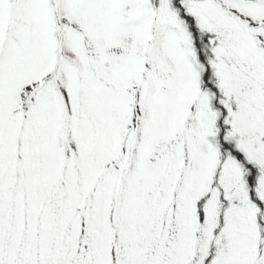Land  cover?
Here are the masks:
<instances>
[{
	"label": "snow or ice",
	"instance_id": "obj_1",
	"mask_svg": "<svg viewBox=\"0 0 264 264\" xmlns=\"http://www.w3.org/2000/svg\"><path fill=\"white\" fill-rule=\"evenodd\" d=\"M0 264H264V0H0Z\"/></svg>",
	"mask_w": 264,
	"mask_h": 264
}]
</instances>
